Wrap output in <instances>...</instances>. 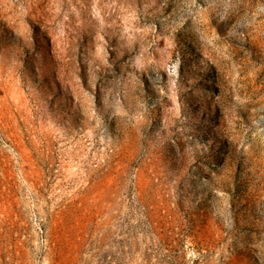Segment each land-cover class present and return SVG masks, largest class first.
Masks as SVG:
<instances>
[{"label": "rangeland", "instance_id": "obj_1", "mask_svg": "<svg viewBox=\"0 0 264 264\" xmlns=\"http://www.w3.org/2000/svg\"><path fill=\"white\" fill-rule=\"evenodd\" d=\"M0 264H264V0H0Z\"/></svg>", "mask_w": 264, "mask_h": 264}]
</instances>
